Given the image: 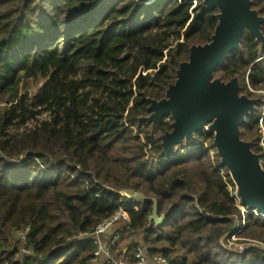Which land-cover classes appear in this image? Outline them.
Returning a JSON list of instances; mask_svg holds the SVG:
<instances>
[{
  "label": "trees",
  "instance_id": "trees-1",
  "mask_svg": "<svg viewBox=\"0 0 264 264\" xmlns=\"http://www.w3.org/2000/svg\"><path fill=\"white\" fill-rule=\"evenodd\" d=\"M196 1L0 0V264H94L95 245L79 235L129 202L123 190L167 215L150 224L154 202H132L130 223L117 228L118 246L130 239L117 253L129 263L143 246L170 264H264L260 215L247 213L238 234L255 244L221 243L243 217L213 133L165 153L172 117L154 128L143 120L190 47L211 39L218 9ZM253 8L264 16V0ZM215 75L237 76L240 93L257 99L241 131L264 165V43L245 33ZM39 78L37 94L21 92Z\"/></svg>",
  "mask_w": 264,
  "mask_h": 264
},
{
  "label": "water",
  "instance_id": "water-1",
  "mask_svg": "<svg viewBox=\"0 0 264 264\" xmlns=\"http://www.w3.org/2000/svg\"><path fill=\"white\" fill-rule=\"evenodd\" d=\"M254 0H202L217 8L218 23L210 41L190 47L188 59L182 61L175 80L162 99H150L152 113L143 120L153 128L167 115L172 129L160 136L165 153L177 145L193 140L206 129L213 133V145L233 179L241 203L264 214V165L261 154L251 141L242 138L241 127L247 116L257 109V99L240 93L237 76L226 81L215 75L219 65L241 48L245 33L264 43V16L253 8ZM129 200L154 202L150 224L162 225L167 215L159 216L158 202L134 191H120Z\"/></svg>",
  "mask_w": 264,
  "mask_h": 264
},
{
  "label": "built area",
  "instance_id": "built-area-1",
  "mask_svg": "<svg viewBox=\"0 0 264 264\" xmlns=\"http://www.w3.org/2000/svg\"><path fill=\"white\" fill-rule=\"evenodd\" d=\"M194 3H196V1ZM230 190H232V188H230ZM233 197L236 201V205L241 210L243 218H245L247 213L251 212L264 217L263 213L257 211L256 209H249L247 206L243 205L236 190L233 191ZM134 201L135 200H129V202L123 203L114 214L101 221L92 232L81 233L79 235L81 240H91L95 245L92 262H98V264H170V260L163 255L157 254L152 257L149 256L147 250L143 246H139L137 248L133 263H129L124 255L118 256V254L115 253V250H118V242L120 240V232L116 229V226L119 223H130L128 211L132 208L136 209V206L132 203ZM244 223L238 226L236 232L231 236V238H237L238 234L244 227ZM18 235L23 240V247L21 251L26 254L31 253L28 248L24 247L27 243L26 232H19ZM244 250L245 249L243 248L240 252H243ZM126 251L127 248H122L123 253H126Z\"/></svg>",
  "mask_w": 264,
  "mask_h": 264
},
{
  "label": "rangeland",
  "instance_id": "rangeland-1",
  "mask_svg": "<svg viewBox=\"0 0 264 264\" xmlns=\"http://www.w3.org/2000/svg\"><path fill=\"white\" fill-rule=\"evenodd\" d=\"M196 0H194L195 2ZM197 2V1H196ZM219 77V76H218ZM45 80L44 79H31V80H26V81H23L22 84H21V92L22 93H28L30 96H33L35 94L38 93L41 85L43 84ZM264 108V107H263ZM45 116V115H44ZM44 118V117H43ZM36 123V121H30L26 126L24 127H30V126H33L34 124ZM23 127V128H24ZM207 146H210L209 142L207 144ZM214 150H211V153L214 154ZM232 188V187H230ZM244 219V221H243ZM245 222V218H242V223ZM122 225V223H119L116 227H120ZM245 225V223H244ZM116 228V229H117ZM110 236V235H109ZM140 237L137 236V239H139ZM130 241V239L126 238L124 239V241H122V243L120 244L119 243V246H118V250H115V253H118V251H120V248H127L126 245L127 243ZM223 247L228 249L229 251H234V252H237V251H242V249L248 247V245H251V244H255L256 242H253L250 244V242L248 241H244L243 237L241 236H237V238H230L229 241H222L221 242ZM20 254L17 255V257H19ZM94 264H98V262H92Z\"/></svg>",
  "mask_w": 264,
  "mask_h": 264
}]
</instances>
